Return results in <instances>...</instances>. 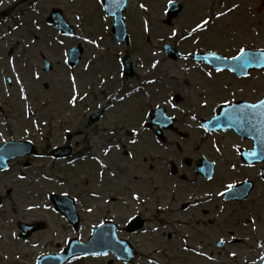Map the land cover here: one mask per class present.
I'll return each mask as SVG.
<instances>
[{
    "label": "rangeland",
    "instance_id": "obj_1",
    "mask_svg": "<svg viewBox=\"0 0 264 264\" xmlns=\"http://www.w3.org/2000/svg\"><path fill=\"white\" fill-rule=\"evenodd\" d=\"M169 1L183 5L171 20ZM54 9L63 12L74 35L49 20ZM124 16L129 43L114 37V20L101 0H0V145L29 140L40 149L39 156L14 159L0 171V264H33L74 237L87 242L93 227L108 218L119 223L120 236L137 247L139 258L122 263L113 255L79 256L67 264L259 261L264 162L243 164L240 150L252 149V140L232 129L208 133L202 121L221 105L260 99L264 70L239 78L193 56L211 51L230 58L240 49H264V0H129ZM167 43L185 56L169 58ZM77 45L83 58L70 66L68 52ZM126 55L135 71L128 78L121 69ZM106 101L111 107L101 120L87 125ZM160 106L176 119L166 142L146 127ZM66 143L74 146L73 157L49 156ZM184 156L214 162L213 179L196 176ZM246 180L255 183L249 198L228 202L220 195ZM54 193L75 199L77 228L54 208ZM137 214L146 224L132 234L125 227ZM40 222L43 229L21 236L19 223Z\"/></svg>",
    "mask_w": 264,
    "mask_h": 264
},
{
    "label": "water",
    "instance_id": "obj_2",
    "mask_svg": "<svg viewBox=\"0 0 264 264\" xmlns=\"http://www.w3.org/2000/svg\"><path fill=\"white\" fill-rule=\"evenodd\" d=\"M127 0H104V7L109 15H112L116 21L113 31L120 41L128 39L125 23L123 18V12L126 10ZM181 10V6L177 3L170 4L169 15L175 16ZM58 11H54L51 15V20L54 23H59V28L67 34H73V31L63 18L58 14ZM168 54L173 58L179 57V54H176L170 47L167 45L165 47ZM83 49L81 46H77L71 49L69 63L75 65L79 62ZM248 56L254 57L251 64H245V61L237 59H225L217 57L214 54L206 53L204 55H199L198 59H205L207 62L212 64L214 67L221 68H230L240 75L246 74L249 70L258 68H264V51L261 52H247ZM248 57H245L247 60ZM124 67L126 74H133L130 58L127 57L124 61ZM51 66L48 65V69ZM264 101V99L262 100ZM260 103V102H259ZM257 103V104H259ZM251 105L250 103L237 102L230 105H224L220 107V110L215 118L211 121L206 122V126L209 130H219L224 129L228 130L231 128L236 129L244 138H252L254 140L255 149L245 153L242 152L243 159L247 162L254 163L264 160V115H261V112H264V109H251L246 107ZM107 106L101 108L97 113L92 116L91 123L98 120L102 113L104 112ZM157 118L153 119V122L150 124L157 123L160 125V129H156L155 133L161 139L165 137L162 134V130L166 128L173 127V119H167L165 116V111L159 109L156 111ZM71 151L70 147L59 148L52 152V155L55 157H66ZM27 154H37V150L31 142L15 141L8 142L0 147V168H6L8 166L7 161L17 157L25 156ZM199 170L206 175L211 177L214 172L213 164L204 160V164L199 167ZM253 182H246L240 185L235 186L233 189L228 191L225 196L229 200L242 199L247 197L251 190L253 189ZM241 189V190H239ZM239 190V191H238ZM236 191H238L236 193ZM53 201L56 206L62 210L66 215L69 221L74 225L78 224V215L74 206V202L71 198L68 197H59L53 196ZM20 227L23 229L22 236L27 237L31 235L34 231L41 229L42 224H37L34 226H28L21 224ZM118 226L112 222H107L94 229L93 235L89 239V243L83 244L80 243L78 239H73L69 248L64 252L58 255H47L40 259L39 264H63L69 258L73 257L76 254H93L98 255L107 252H113L119 255L121 258L130 260L133 255V249L130 244L121 240L117 236Z\"/></svg>",
    "mask_w": 264,
    "mask_h": 264
},
{
    "label": "snow or ice",
    "instance_id": "obj_3",
    "mask_svg": "<svg viewBox=\"0 0 264 264\" xmlns=\"http://www.w3.org/2000/svg\"><path fill=\"white\" fill-rule=\"evenodd\" d=\"M142 7H143V5H142ZM221 15H223V13H221ZM208 23H209V21L205 20V21H203L202 24L198 25V27L199 28H203ZM245 57H248V59L245 60ZM233 59L245 61V64H251L253 62L254 57L248 56V53H247V51L245 49H240L239 57H234ZM246 107L251 108V109H264V101H261L259 104L247 105ZM260 114L264 115V112H261ZM228 187L232 188L234 186L233 185H229ZM220 195H224V193H220Z\"/></svg>",
    "mask_w": 264,
    "mask_h": 264
},
{
    "label": "bare ground",
    "instance_id": "obj_4",
    "mask_svg": "<svg viewBox=\"0 0 264 264\" xmlns=\"http://www.w3.org/2000/svg\"><path fill=\"white\" fill-rule=\"evenodd\" d=\"M252 194H253V193H252ZM252 194H251V195H252ZM251 195H250V196H251ZM250 196H249V197H250ZM252 264H264V254H263V256H262V259H260L259 261H256V262H252Z\"/></svg>",
    "mask_w": 264,
    "mask_h": 264
},
{
    "label": "flooded vegetation",
    "instance_id": "obj_5",
    "mask_svg": "<svg viewBox=\"0 0 264 264\" xmlns=\"http://www.w3.org/2000/svg\"><path fill=\"white\" fill-rule=\"evenodd\" d=\"M184 178H186V176H184ZM138 216L140 217V215H137V216H135V217H138Z\"/></svg>",
    "mask_w": 264,
    "mask_h": 264
}]
</instances>
